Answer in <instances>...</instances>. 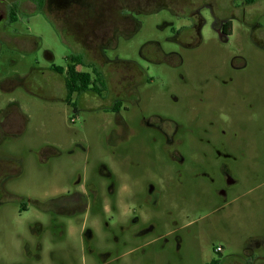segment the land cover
I'll return each instance as SVG.
<instances>
[{"label":"rangeland","instance_id":"374dc122","mask_svg":"<svg viewBox=\"0 0 264 264\" xmlns=\"http://www.w3.org/2000/svg\"><path fill=\"white\" fill-rule=\"evenodd\" d=\"M197 7L204 24L191 47ZM65 10L6 18L22 38L0 51V123L11 128L0 138L11 177L3 185L9 197L0 194V264H207L216 257L254 264L264 256V0H70ZM225 18L232 30L223 42L215 23ZM112 29L102 59L134 66H112L109 87L133 71L145 78L117 115L105 113L103 90L90 85L80 97L68 95L54 72L85 49L100 57L97 45ZM97 67L113 75L107 64ZM76 69L96 73L92 65ZM165 119L178 123L175 138L193 144L183 147L182 162L169 156L165 134L173 130ZM116 120L126 130L112 134ZM208 121L223 123L226 142L249 156H209ZM223 170L236 182L229 188ZM100 190L114 192V210L96 209ZM74 191L90 204L79 219L96 221L94 237L82 236L81 247L78 232L70 233L51 255L45 231L37 250L27 224L36 231L29 219L40 215L18 208Z\"/></svg>","mask_w":264,"mask_h":264},{"label":"flooded vegetation","instance_id":"af4514ba","mask_svg":"<svg viewBox=\"0 0 264 264\" xmlns=\"http://www.w3.org/2000/svg\"><path fill=\"white\" fill-rule=\"evenodd\" d=\"M75 2H78L79 0H73ZM70 0H0V51L2 49V46H5L7 49H15L17 48L18 41L22 38V34H20L18 31L12 29L10 25L6 23V18H14L18 15H27V14H38L43 13L47 14V8L49 9L50 14H60L62 12H65L66 8L69 7ZM200 7H197L193 14H191V17L197 18V21L193 24L192 28L195 31L194 35L192 34L191 40L193 41L192 44L189 46H197L200 43V29L202 28L204 24V19L199 15ZM66 14V12H65ZM66 16V15H65ZM191 28V27H190ZM115 29V28H114ZM111 30V33L109 35H105L104 42L97 45V49L99 51L100 57L96 58L94 57L89 49H85L84 53H82V64L79 66L86 67L88 65L93 66V70H95V76L93 78H90L89 86L93 92H100L103 90L107 94V98H109V103L106 107H103L105 113L111 112L115 113V115L118 114L119 110L121 109L123 103L126 101L128 102V96L131 94H136L137 90L136 88L140 85V83L144 82L145 78H138L136 74L128 75L127 78L130 79H119V88L112 89L109 87V82L111 80L114 81V71L112 70V66L116 67L117 65H133L134 63H125L122 61H116L112 62L109 60H103L102 59V48L104 46H107L111 44V41L114 39V35L117 34V30ZM215 30L220 33V40L225 42L227 40V36L231 35L232 30V21L230 18L225 19H216L215 23ZM105 34V33H104ZM84 47V46H83ZM83 50V49H82ZM83 59H86L88 61L87 64H83ZM69 62V61H68ZM99 63V64H98ZM108 65V69H103L113 72V75L105 74L102 75L97 65ZM176 64H180L177 62ZM245 63H241L238 65H234L233 67L235 69H243L245 68ZM70 66L67 67V69H63L61 73H56L58 75H61L63 77V85L65 88V91L67 93L66 89V80H67V70ZM77 68V67H76ZM80 72V71H79ZM142 74V71H140ZM84 73V72H83ZM87 73V72H86ZM122 77L125 76L124 74L121 75ZM17 77L19 76H15ZM108 78V79H107ZM148 81V79H147ZM115 82V81H114ZM80 86V85H79ZM88 86V87H89ZM96 88L99 90L97 92ZM89 89V88H88ZM88 91V90H86ZM84 92H73V94H77L79 97L80 95L86 93ZM137 101L135 98L132 102ZM177 99H174V102L177 103ZM14 108L12 106L10 110ZM110 110V111H109ZM215 113V112H213ZM216 114V113H215ZM164 121V120H162ZM165 122L167 125L171 127L173 131H171L170 134H165V142L167 147H173L174 150H171L169 152V156L176 157L179 162L183 161V147L187 146L192 149V143L184 145L182 139L175 138L176 133L179 129L178 123L175 121H172L170 119H165ZM205 122H202V124ZM187 124V123H186ZM197 124V122H196ZM206 124H208L210 127L212 126V132L213 135L209 137L207 141L208 145V151L209 156L213 157L214 159L218 158H224L228 160H237V157L244 158L248 157L249 155L246 154V151L241 147H235L234 145H230L226 142L224 136L226 134L225 126L223 123L218 122L216 126L214 127L215 123L212 121H208ZM115 125L117 126V129H113L111 132L112 134H117L121 132L123 129L126 130V124L121 121L118 122L116 120ZM11 128H6V126L2 123H0V138L3 137L5 134H10ZM1 141V139H0ZM108 145L111 146V144L108 143ZM165 146V147H166ZM113 145L111 146V148ZM166 149V148H165ZM5 160L0 157V194L4 195V197H9V195L4 190V182L11 178L6 170L2 168V162ZM100 174H107V176H110V173L106 169L105 166H101L99 169ZM223 175L225 179V183L227 188L233 186L236 182L232 179L230 173L226 170H223ZM222 195H224V191H220ZM114 192L110 191L107 193L103 192V190H100L97 192L98 200L94 203L96 205V209L100 211V213H104V210L111 209L114 210L115 207H113V202L108 201V196L112 195ZM115 203V202H114ZM90 204L86 202L85 195L82 191H74L72 194L69 192L63 193L59 192L57 194L51 195L47 197L46 201L40 202L37 200L32 199H26V202L20 205L18 208V213H25L29 210V208L32 209V214L40 215V216H47V218H43L40 216H37L36 219H29L32 220L33 226H36V231L32 230L30 227V223L27 224V234L33 238V241H35L36 249L41 250L43 245V239L45 231L48 233L47 236L50 238V243L52 246H50L49 254L53 255L55 253V249L53 248L56 243L63 242L65 239H67L70 236V233L72 235H75L76 232H78L79 238V244L82 247V236L88 237L92 239L94 237V232L92 229L97 227L96 221H92L91 223L87 224L84 219H79L80 216H85L88 212V210L91 209L89 206ZM90 207V208H89ZM35 222V223H34ZM29 226V227H28ZM46 229V230H45ZM153 231V227L149 226L147 229H144L139 233L140 236H144L148 233H151ZM218 249V250H217ZM222 251L221 247H217L215 249L216 254H219ZM207 264H222V260L218 259L217 257L212 259ZM254 264H264V256H258L255 258Z\"/></svg>","mask_w":264,"mask_h":264},{"label":"trees","instance_id":"16d2710c","mask_svg":"<svg viewBox=\"0 0 264 264\" xmlns=\"http://www.w3.org/2000/svg\"><path fill=\"white\" fill-rule=\"evenodd\" d=\"M247 2H253V0H247ZM68 61L70 62V66L67 70V80H66V89L68 95H71L73 92L81 91L84 92L87 90L90 81L89 73L79 72L76 67L82 64V58L77 56L68 57ZM54 72L61 73L62 69L56 67ZM80 85V86H79ZM97 89V88H96Z\"/></svg>","mask_w":264,"mask_h":264},{"label":"built area","instance_id":"2783aa9c","mask_svg":"<svg viewBox=\"0 0 264 264\" xmlns=\"http://www.w3.org/2000/svg\"><path fill=\"white\" fill-rule=\"evenodd\" d=\"M218 250V249H217Z\"/></svg>","mask_w":264,"mask_h":264}]
</instances>
